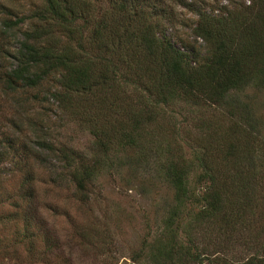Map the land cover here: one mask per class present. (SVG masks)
Returning a JSON list of instances; mask_svg holds the SVG:
<instances>
[{"label":"trees","instance_id":"trees-1","mask_svg":"<svg viewBox=\"0 0 264 264\" xmlns=\"http://www.w3.org/2000/svg\"><path fill=\"white\" fill-rule=\"evenodd\" d=\"M173 1L197 14L190 31L204 42L200 47L196 39L184 38L177 44L169 37L165 23L177 20L169 16L168 4L158 0H41L15 44L6 30H0V93L17 92L26 94L25 100H36L31 89L52 80L48 91L57 105L89 127L101 152L116 142L137 145L143 128L175 100L236 107L246 125L233 127L236 135L227 141L224 159L216 161L214 154L199 157L202 169L196 177L206 182L200 192L188 186L190 164L169 160L162 166L172 189L161 232L168 236L160 235L150 246L153 257L181 264L183 257L200 256L178 236L184 210L188 214L199 202L192 218L204 221L207 228L220 221L224 226L248 225L245 214L254 216L257 211L264 220V180L256 175L264 172V145L259 141L263 116L231 97V91L251 83L264 85V0H234L231 7L220 5V12L211 5L205 9L196 0ZM2 21V27L15 24L10 18ZM5 116L0 113V161L16 156L15 169L22 173L15 211L6 215L12 221L24 219L18 237L32 241L31 235L41 231L31 230L35 225L27 216L35 210L34 162L44 160L38 150L65 160L81 201L89 197L87 185L101 161L96 154L89 161L68 145H56L32 119L29 146L19 140L23 121ZM242 264H264V253Z\"/></svg>","mask_w":264,"mask_h":264},{"label":"rangeland","instance_id":"rangeland-1","mask_svg":"<svg viewBox=\"0 0 264 264\" xmlns=\"http://www.w3.org/2000/svg\"><path fill=\"white\" fill-rule=\"evenodd\" d=\"M196 2L207 10L211 5L214 12L221 11L220 5L234 4V0ZM157 3L168 4L169 16L177 20L165 23L170 38L177 44L186 38L196 39L199 47L203 45L190 31L196 13L173 0ZM40 4L41 0H0V30H6L11 44H15L14 38L22 37L21 30L33 20V10ZM3 18L15 21L13 27H2ZM51 83L46 80L31 89L37 94L36 100H25L26 94L17 92L0 93V113L23 121L19 140L29 146L33 143V127L28 122L35 120L56 145H68L89 161L96 154L101 163L95 179L87 185L89 197L81 201L65 160L41 149L38 151L44 159L42 164L30 157L35 161L37 192L31 201L35 210L27 216L35 225L31 230L36 232L38 227L41 231L39 236L31 235L29 241L18 237L23 233L25 220L12 221L6 215L15 211L13 201L18 199L22 173L15 169L17 157L10 155L9 160L0 161V264H169L167 258L153 257L150 246L160 235L161 239L168 236L161 232L172 189L163 164L169 160L190 164L193 169L188 173V186L201 191L206 182H199L196 177L202 169L199 157L204 160L206 154H214L216 161L224 159L227 141L236 135L233 127L243 128L245 118L236 107L224 102L195 105L175 100L163 106L161 113L143 128L137 145L116 142L101 152L89 127L57 105L48 91ZM231 92L232 98L247 103L264 121V85L251 83ZM260 134L259 141L264 145V127ZM261 173L256 174L257 179L264 180V172ZM200 206V202L194 205L188 214L184 210L178 233L183 244L200 256L183 257L181 264H194L199 258L202 261L198 264H242L249 257L264 253V220L260 211L254 216L245 214L243 221L248 225L224 226L220 221L207 228L204 221L198 223L192 218ZM251 217L254 220L249 223Z\"/></svg>","mask_w":264,"mask_h":264}]
</instances>
